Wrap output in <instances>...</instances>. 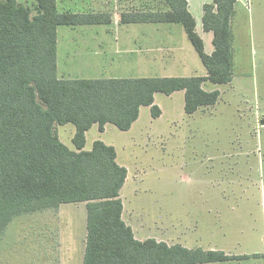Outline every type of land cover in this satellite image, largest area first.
Segmentation results:
<instances>
[{
	"label": "rangeland",
	"instance_id": "374dc122",
	"mask_svg": "<svg viewBox=\"0 0 264 264\" xmlns=\"http://www.w3.org/2000/svg\"><path fill=\"white\" fill-rule=\"evenodd\" d=\"M20 1L33 6L36 0ZM243 2L234 23L232 80L217 85L221 94L216 104L188 114L182 91L174 96L159 93L162 117L155 118L151 107L143 106L131 131L110 125L104 135L115 144L119 162L129 169L121 198L125 219L139 238H158L191 249L213 245L244 256L205 264H264V0ZM161 7L165 8L160 0H109L113 23L118 24L124 11ZM133 25L141 27L129 31L141 32V51L108 61L105 76L207 74L181 23ZM58 29L60 77L70 64L72 77H95L98 68L88 64L90 57L78 42L73 44L76 34L66 33L71 30L68 25ZM125 35L121 27L112 40L123 41ZM211 36L204 34L208 53L214 48ZM65 42L77 48V54L66 55ZM74 127L56 125L60 138L72 149ZM96 133H90L89 142ZM84 206L63 207L56 217L65 224L48 232L47 211L16 216L6 233H0V264H79L85 249Z\"/></svg>",
	"mask_w": 264,
	"mask_h": 264
},
{
	"label": "trees",
	"instance_id": "16d2710c",
	"mask_svg": "<svg viewBox=\"0 0 264 264\" xmlns=\"http://www.w3.org/2000/svg\"><path fill=\"white\" fill-rule=\"evenodd\" d=\"M35 1V0H34ZM165 8L128 10L122 23H181L208 70L207 76L64 78L58 75L57 38L61 25L110 24L111 12H60L57 0H0V233L16 216L43 212L63 203L87 202L88 232L83 264H205L241 259L223 250L169 245L136 238L123 218L121 189L127 167L113 145L96 140L85 149L95 124L128 131L157 93L185 91V111L214 105L220 90L205 82L232 80L237 0L205 4L203 24L214 33L208 54L196 31L188 0H160ZM35 11V14H33ZM72 123L75 149L59 137L56 125Z\"/></svg>",
	"mask_w": 264,
	"mask_h": 264
},
{
	"label": "crops",
	"instance_id": "0c3cea01",
	"mask_svg": "<svg viewBox=\"0 0 264 264\" xmlns=\"http://www.w3.org/2000/svg\"><path fill=\"white\" fill-rule=\"evenodd\" d=\"M212 2H213V0H188V6H189L190 12L195 17V20H196V31L198 32V34L204 40V34H210V32H211L212 36L210 37V40L213 43L214 33L212 31H206L204 29V24H203L204 6H205V4L212 3ZM240 4L244 5L245 3L243 2V0H237L236 6H235V16H234V19H233V22H232L233 32H234L235 19H236V16L238 15L237 11H238V7H239ZM57 7H58L59 11L61 10L60 12H64V11H71V12H75V13H78V12L79 13H83V12H106V13H108V12H110L109 11V0H57ZM195 9H196L197 13H195ZM119 24H122V25H119ZM119 24L112 22L110 24L68 25L71 30H69V32H66V33L76 34V36H72V38H71L73 40V44L78 42L77 46L79 48L82 47V49L84 50V55L87 56V57H90L89 61H88V64L89 65H95L98 68V71L96 72L97 75L95 77H79V76L72 77L71 76L72 74L69 72V70H70V68L72 66L70 64L67 68H66V66L64 67V70H63V73H62L63 74L62 77H64V78H131V77L118 76L117 73H115L114 75H111V76H105L104 75L105 72H106V68H107L106 65H108L107 64L108 61L113 60L117 55L121 56V54H134V53H138V52L141 51V47H140V45H138L140 40H141V32L138 34L137 31H135L133 35H131L129 33V31L131 29L140 30L141 27L133 25V24H137V23H122L121 22ZM121 27L125 29L127 35H125V37L123 38L124 39L123 41L121 40V38L119 40H117V38L115 37L116 42H114L112 40V35L114 36V34L116 32H118V29H120ZM58 31H59V29L57 30V32ZM80 41H86V43H85L86 46H82L81 44H79ZM70 45H71V43L68 44L67 42H65L64 46L62 47V50L65 51L66 55H72L73 54V56H74L75 54H77V52H75V50L77 48L71 47ZM213 45H214V43H213ZM153 49H158V48H153ZM214 50H215V46H214L213 49H211V51L209 53L208 52L207 53L208 54H212L214 52ZM58 58H59V37L57 38V67H58V70H59ZM90 59H92V60L90 61ZM234 62H235V55H234ZM121 63H124V62H121ZM132 63H134V62H132ZM120 67H121V65H120ZM151 69L152 70H157L156 68H151ZM111 72H116V70H112L111 69ZM68 74H70V75L68 76ZM58 75H59V73H58ZM207 75H208V72H207V74L199 75V76H207ZM165 76L159 75V76H152V77H165ZM180 76H186V75H180ZM189 76H195V75H189ZM208 83H212V82H210V81L205 82L204 87L207 84L205 89H207V90L219 89L217 85H220V84L212 83V84H214V86H208ZM181 91L184 93L182 98L184 100L183 108H184V111H185V91L184 90H181ZM178 93H180V91H176L175 93L171 94L170 96L178 95ZM158 94L159 93H157L156 96H155V103L160 107L161 115L158 116V117H155V118H160V117H162L164 115L163 109L157 103ZM149 107H151V106H149ZM142 108H141V110H142ZM204 108L205 107L200 108L198 110V112L201 111ZM198 112L196 111V113H198ZM140 115H141V111H140ZM139 118H140V116H139ZM139 118H138V120H139ZM138 120H136V122H134V124L132 125L130 130L124 131V132L131 131L135 127V125L138 122ZM110 125H114V124H110V123L106 124L104 131L100 130L98 124H95L91 129H89L86 132V146H85V149H88V150L91 149L92 146H93V143L96 140H102L106 144L113 145L116 148V146L113 143V141H106V139L104 138V135L108 133V129H109ZM114 126L117 129H119L116 125H114ZM75 131H76V128L74 127L73 132L71 130V133H72L71 139H72V141H73V136L75 134ZM92 131H95L97 133L94 134L92 141L89 142V136H90V133ZM120 131H122V130H120ZM73 149H75V145H74ZM116 151H117V160H118L119 153H118L117 148H116ZM118 162H119V160H118ZM120 164L123 165L122 163H120ZM123 166H125V165H123ZM128 179H129V169H128V176H127L126 182L128 181ZM83 203L85 205L84 207L87 210V213L85 214V218H84V221H83L84 222L83 223L84 228L86 229L85 230V240H84L85 249H84V251H83V253L81 255V261H80L79 264H83L84 256H85V250H86V239H87V232H88L87 202L63 203L57 208H49V209L46 210L47 211L46 217H48V219L45 220V223L46 224L48 223V225H49V226L46 225V232L51 231V227L52 226L58 225V227H59L62 224H65V220H62V222H60V220H59L60 218L56 217L57 215L61 214L60 212L62 211L61 209H63V207H66V205H69V204L79 205V204H83ZM123 218L126 221V223L131 226V224L125 219L124 211H123ZM133 231H134V229H133ZM134 233H135L136 238H138L140 240L147 239V238H139L135 231H134ZM155 239L158 240V241H166V240H161V239H158V238H155ZM166 243H168L169 245H173L174 244V243L167 242V241H166ZM207 250H223L227 254L232 255L231 253H228L225 249H222V248L218 249V248H216L213 245H211ZM214 263H218V262H214Z\"/></svg>",
	"mask_w": 264,
	"mask_h": 264
}]
</instances>
